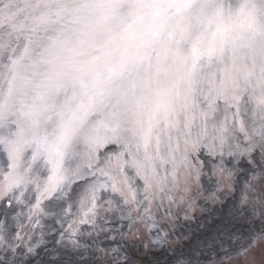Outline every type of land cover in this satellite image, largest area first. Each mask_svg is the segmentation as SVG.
I'll return each instance as SVG.
<instances>
[{"label": "snow or ice", "instance_id": "snow-or-ice-1", "mask_svg": "<svg viewBox=\"0 0 264 264\" xmlns=\"http://www.w3.org/2000/svg\"><path fill=\"white\" fill-rule=\"evenodd\" d=\"M0 264H264V0H0Z\"/></svg>", "mask_w": 264, "mask_h": 264}]
</instances>
